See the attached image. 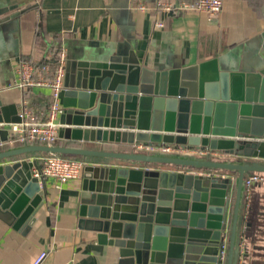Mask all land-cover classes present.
<instances>
[{"label":"water","instance_id":"obj_1","mask_svg":"<svg viewBox=\"0 0 264 264\" xmlns=\"http://www.w3.org/2000/svg\"><path fill=\"white\" fill-rule=\"evenodd\" d=\"M15 7L0 1L1 26L20 13L9 12ZM249 68L220 69L216 58L186 66H149L131 50L101 60L66 61L58 137L68 129L65 137L76 141L174 142L207 146L223 156L59 143L2 147L0 218L21 231L46 193L31 174L35 163L19 155L40 151L113 159L121 163H86L82 168L87 193L80 199L78 225L85 223L98 242L112 246L119 264H237L244 226L243 176L264 173V44ZM6 109L0 102V145L7 139L3 126L18 120L15 110L12 118ZM216 170L235 177L217 176Z\"/></svg>","mask_w":264,"mask_h":264},{"label":"crops","instance_id":"obj_2","mask_svg":"<svg viewBox=\"0 0 264 264\" xmlns=\"http://www.w3.org/2000/svg\"><path fill=\"white\" fill-rule=\"evenodd\" d=\"M0 1L16 5L9 12L20 11L13 21L6 22L8 25H0V102L7 106L12 118L16 114L11 109L17 113L24 105L39 116L46 111L48 86L10 83L17 77V64L26 59L33 63L35 76L48 79L56 43L64 49L66 61L101 60L131 50L149 66L157 63L161 67L186 66L216 58L220 69L244 71L250 69L264 44V0H221V8L213 16L200 11L158 14L152 9L139 11L135 7L140 2L152 5L157 0ZM156 18L162 20L161 27L153 25ZM53 35L58 36L55 41ZM3 127L10 138L13 131L7 125ZM68 134L69 130L65 129L64 137H58L59 144L132 150L130 142L76 141L65 137ZM11 146H15L13 142L3 141L0 148ZM18 157L32 160L36 156ZM83 159L87 163H121L99 157ZM7 160L13 159L2 161ZM145 166L173 168L158 164ZM82 172L78 178L59 185L50 179L46 181L41 204L31 213L30 220L20 225L21 231L25 229L23 233L0 218V264H30L41 250L46 254L40 264H119L112 246L98 242L94 231L85 223L82 227L78 225L80 199L87 193L83 189ZM194 172L207 173V170ZM262 203L264 183H259L251 188L247 200L244 221L249 225L244 226L246 229L241 234L245 253L240 264H264V214L258 206Z\"/></svg>","mask_w":264,"mask_h":264},{"label":"built area","instance_id":"obj_3","mask_svg":"<svg viewBox=\"0 0 264 264\" xmlns=\"http://www.w3.org/2000/svg\"><path fill=\"white\" fill-rule=\"evenodd\" d=\"M139 11L152 9L155 13H179L182 11H200L208 16L216 15L221 8V0H157L152 5L142 2L135 5ZM153 25L161 27L162 20L154 19ZM66 56L63 48H60L54 60V68L48 79H41L35 76L33 66L29 61L21 60L17 64V77L12 81L19 86L28 85H46L49 87L50 102L46 111L42 115L33 113L24 105L17 112L18 120L6 124L13 131V135L6 141L27 143H55L58 138L57 129L60 124L57 122V115L63 111L60 104L59 92L63 87V78L65 73ZM19 144V145H20ZM133 150H143L146 152H162L180 155L205 156L211 158L221 154L220 151L210 149L207 146L181 145L174 142H154L133 140L130 142ZM36 160L38 163L36 164ZM35 163L31 174L38 179L39 184L46 185L48 179L56 182L58 185L79 177V174L87 163L83 158L64 156L56 153H47L32 159ZM215 175L224 177L223 173ZM245 197L249 194L251 186L254 183H264V173L247 172L243 176ZM226 239L223 236L221 250L218 258L222 262ZM46 251L41 250L34 257L30 264H40L45 257ZM241 255L237 264H240Z\"/></svg>","mask_w":264,"mask_h":264},{"label":"trees","instance_id":"obj_4","mask_svg":"<svg viewBox=\"0 0 264 264\" xmlns=\"http://www.w3.org/2000/svg\"><path fill=\"white\" fill-rule=\"evenodd\" d=\"M37 37H40V35L38 34L37 35ZM54 39V41H55V39H57L58 38V36H55V35H53L52 36ZM61 48V45H59V43H56L55 45H54V47H53V49H52V53H53V55H52V61L53 62H51L52 64H51V68H52V70H53V68H54V60H55V57H56V53H57V51L59 50ZM25 61H29V60H25ZM30 62V61H29ZM31 64H33L32 62H30ZM51 73H52V71H51ZM49 102H50V92H49V100H48V104H49ZM47 107H48V105H47ZM55 143H60V141L58 140V138L54 141ZM20 143L19 142H14L13 143V145H19ZM29 154H33V155H35L36 157H39V156H41V155H44V154H47V153H44V152H40V151H34V152H28V153H25L24 155H29ZM61 155H64V156H71V157H78V158H81V156L80 155H72V154H61ZM35 157V158H36ZM249 196H250V192H249V194L245 197V208H244V213H243V216H244V218H243V225L244 226H246V224L248 223V222H245L244 221V219H245V212H246V210H247V208H246V205H247V200H248V198H249ZM260 208H262L261 210V212H262V215L264 214L263 213V210H264V203H262V204H259L258 205ZM248 209H250V208H248ZM244 226L242 227V231H241V234H242V232L244 231ZM257 239V238H256ZM243 241V239H242V237H241V242ZM241 258L243 257V255H244V253H245V250H244V247H242V245H241Z\"/></svg>","mask_w":264,"mask_h":264},{"label":"rangeland","instance_id":"obj_5","mask_svg":"<svg viewBox=\"0 0 264 264\" xmlns=\"http://www.w3.org/2000/svg\"><path fill=\"white\" fill-rule=\"evenodd\" d=\"M229 173H232V172H228L227 174H224V176H228L229 177ZM233 174V173H232ZM234 177H235V175L233 174V176L231 177V175H230V178H232V179H234ZM257 184H259V183H254V184H252V186H251V188H253L255 185H257ZM245 228V227H244ZM246 229V228H245Z\"/></svg>","mask_w":264,"mask_h":264}]
</instances>
